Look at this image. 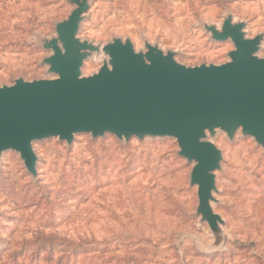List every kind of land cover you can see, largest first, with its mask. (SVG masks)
Returning <instances> with one entry per match:
<instances>
[{"label": "rangeland", "instance_id": "rangeland-1", "mask_svg": "<svg viewBox=\"0 0 264 264\" xmlns=\"http://www.w3.org/2000/svg\"><path fill=\"white\" fill-rule=\"evenodd\" d=\"M73 5L66 0H0V86L50 79L41 39ZM231 15L247 38L264 36V0H89L78 38L104 46L145 42L187 67L228 61L231 42H215ZM259 57H264V40ZM103 56L81 69L97 72ZM222 152L213 211L224 221L222 242L195 217L192 167L172 139L114 136L34 142L37 178L11 151L0 160V264H264V153L237 132L211 140Z\"/></svg>", "mask_w": 264, "mask_h": 264}, {"label": "water", "instance_id": "water-1", "mask_svg": "<svg viewBox=\"0 0 264 264\" xmlns=\"http://www.w3.org/2000/svg\"><path fill=\"white\" fill-rule=\"evenodd\" d=\"M66 2L74 7L69 16L54 25V37L40 40L50 52L42 65L52 78L0 86V160L6 151L16 153L36 179L34 142L54 138L70 146L78 134H109L124 143L172 139L192 165L195 217L222 242L224 221L212 207L222 152L211 140L221 132L231 141L239 132L264 153V57L258 56L264 36L247 38L246 24L231 15L219 28L204 24L211 40L229 41L233 50L223 64L187 67L148 42L136 51L129 39L104 46L79 39L89 0ZM99 54L97 72L83 76L84 62Z\"/></svg>", "mask_w": 264, "mask_h": 264}]
</instances>
